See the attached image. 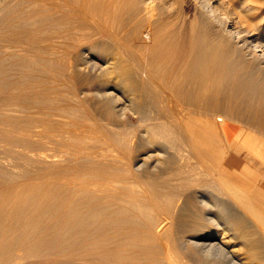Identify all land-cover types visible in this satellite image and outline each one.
Here are the masks:
<instances>
[{"label": "bare ground", "instance_id": "obj_1", "mask_svg": "<svg viewBox=\"0 0 264 264\" xmlns=\"http://www.w3.org/2000/svg\"><path fill=\"white\" fill-rule=\"evenodd\" d=\"M197 1L187 26L185 17L170 16L154 0H0V44L70 57L77 96L119 129L105 130L114 150L95 152L87 167L70 159L42 165L32 177L0 171V264L18 253L36 257L34 264H232L222 261L230 256L228 235L245 248L247 262L240 257L238 264L261 259L255 233L264 232V195L227 187L223 195L244 211L232 213L216 177L198 179L191 162L211 175L232 165L217 145L221 137L230 148L264 145L243 123L218 124L209 118L213 110L198 106L220 89L264 97V43L238 30L233 44L229 27L238 28L237 21L210 0ZM122 5L132 10L129 25L141 31L135 45L108 26ZM23 82L0 84V142L49 144L79 127L55 118L57 108L32 112L24 102L35 88ZM25 109L28 115L13 113Z\"/></svg>", "mask_w": 264, "mask_h": 264}, {"label": "rangeland", "instance_id": "obj_2", "mask_svg": "<svg viewBox=\"0 0 264 264\" xmlns=\"http://www.w3.org/2000/svg\"><path fill=\"white\" fill-rule=\"evenodd\" d=\"M77 1L82 2V0ZM154 1L155 3L163 6L165 11H167L170 16L181 15L183 18L185 17V23H187V26L189 25L191 20L195 19L199 10V4L197 0ZM210 4L213 6H220L222 8V11L218 12L221 15L223 14V16H227L231 20L235 19L234 21H237L238 28L234 26L229 27V33L231 34L230 36L233 44L236 43V40L234 38L236 34L238 35V30L253 32V38L264 43V0H210ZM3 5L4 4H1L2 9L5 6ZM122 6H120V8H117V10H120H118L119 12L116 10L117 12L112 13L110 15L111 17L108 16V19H106V21L109 20L110 22V19L112 18V23H108V26L112 31H114L113 28L118 26L119 30L116 27L115 29L117 31H115L116 33L118 32L117 34L119 36V31L121 29L124 31H122L123 33H121L122 39L124 38V41L122 40L124 44L131 45V43L133 42V45H135L134 42H137L138 39H141L138 38L141 36L139 35L141 34V31H139L138 29L135 30L134 28L136 27H131L129 25V16L131 15L132 10L127 9V7H129L128 5ZM129 10L131 13L129 12ZM123 11L127 13V19H124L125 17L123 14L126 15V13H123ZM3 12H5V10H2L1 13ZM191 16L194 17L192 18ZM125 22L127 23V25H129L128 28ZM110 24H114L115 26L112 27ZM123 25H125L126 27ZM120 26H123L124 29ZM125 28H127L128 30L131 29V31H128ZM0 47V84L2 83L1 88L5 89L6 84L8 87V85L12 82L21 83L24 81L27 85H34L33 87L35 89L31 92L29 91V93L31 94L24 102L27 107H29L30 104L34 106V110L32 112H37L43 109L50 112L53 108H57L59 109L60 114L55 118L59 120H69L79 125V127L76 128V130L72 131L69 135L58 140L54 139L49 144H44L42 142L33 140L9 141L8 143L0 142V144L2 145L6 144L5 146L7 147L6 152L5 148H2V146H0V160L4 159L2 158L3 154L7 156L5 159L8 162L7 164L5 159L3 161H0L1 163H4V167H0V171L2 169L6 170L11 178L13 177V175H16L18 173L20 175H25V177H32L42 165L53 164V162H55V164L57 165H60L61 163H66L70 159H77L76 163L78 166L85 165L87 167L90 163V159H92V157H95L93 156L95 155V152L104 151L105 153H110L114 150L113 148L115 147V143L111 145L110 141L105 138V130L108 129L112 130L113 132L115 131L114 133L116 134L119 129L113 125L104 123V121L101 120L97 115L94 108L89 103L83 101L81 97H78L79 95L77 96L75 88L76 83L70 78L71 69L69 70V67H71L72 60L69 59L70 57L68 58L61 54L59 56L58 54L55 55L47 53H33L32 55L26 50L23 51L19 49L18 51V48L14 46L8 47L0 44ZM4 48H7L8 50L6 49L7 51H4ZM10 48L14 49L15 51L17 49V51L14 52L12 50L11 52ZM1 51H3L4 53H1ZM5 52H7L8 54ZM1 54L5 55L2 56ZM29 56H31V58H28ZM11 66H14L15 69L11 68ZM45 87L52 88V92H46ZM198 106H200L201 108H207L208 110H213L210 112L209 118L213 119L218 124H220L223 119L228 118L239 121L243 123L247 129H251L257 132L264 139L263 96H256L250 99L237 89H220L218 95H213L212 91H209L198 103ZM28 109H25L23 111H15L13 113L22 112L21 114L28 115L30 112ZM127 132L128 134L126 139V146L128 148L129 155L132 156L133 148L135 145L133 127L128 128ZM115 138H117V136H115ZM128 145L130 148L128 147ZM217 145L226 158L234 159L232 161V165L228 164V166H226L227 169L221 168L220 172H214L211 175L205 172V170H203L202 168L200 169V167H198L192 160L191 164L195 166L196 171H199V173L197 174V178H201V180L203 181L209 180L211 181V183H214L217 180L215 182V185L218 184L223 186L221 187L217 185L219 188V192L217 193L223 198H229L227 197V195H223L225 194V190L227 189V187L228 189H232V191L238 193H251V195L254 197H260V194L264 195V145L250 147L242 144L241 142V144L239 145L240 148L237 145L233 146L235 148H230L228 147V142H225L224 137H221L217 141ZM237 148L239 149V151ZM2 149L4 152L2 151ZM47 155H49L50 158H46ZM233 165H236L237 167ZM129 168L130 169H127L130 171L132 167ZM219 176L223 178L221 179ZM213 177H216V180ZM226 183L230 185H226ZM229 200L232 213H234L233 211L235 210L239 211L240 213L244 212L241 207H238L240 205H238L237 203H233V199L229 198ZM167 203L168 200L165 201V204ZM259 214L264 215L263 205L259 208ZM258 221L260 222V220ZM249 223H251V225L254 224L253 226H255L256 228V221L254 222V220L252 221L250 219ZM255 234L257 236L259 235L261 237L260 239H262V256L261 259H252L249 264H264V232L259 234L258 232H256ZM228 238L232 239V243H225L227 247L231 249L229 251L230 256L228 257V259L226 258V260L222 259V261H225L227 263L232 262V264H238L236 261L238 260V258L242 257V261L247 262V260L245 259L246 253L242 251L244 248L243 244L239 241V239H234L230 235H228ZM232 249H235L233 253ZM34 260H36V257H24L23 255L18 253V255H14L13 260L8 264H34ZM234 261L236 263H234Z\"/></svg>", "mask_w": 264, "mask_h": 264}, {"label": "crops", "instance_id": "obj_3", "mask_svg": "<svg viewBox=\"0 0 264 264\" xmlns=\"http://www.w3.org/2000/svg\"><path fill=\"white\" fill-rule=\"evenodd\" d=\"M233 148H235V147H233ZM233 166L237 167L236 165H233Z\"/></svg>", "mask_w": 264, "mask_h": 264}]
</instances>
